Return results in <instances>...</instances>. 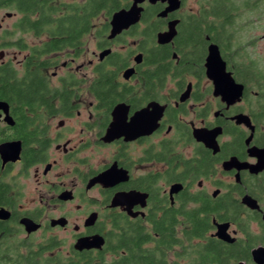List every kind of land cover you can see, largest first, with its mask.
I'll return each instance as SVG.
<instances>
[{"label":"flooded vegetation","instance_id":"obj_1","mask_svg":"<svg viewBox=\"0 0 264 264\" xmlns=\"http://www.w3.org/2000/svg\"><path fill=\"white\" fill-rule=\"evenodd\" d=\"M40 1L60 9L54 26L71 17L72 29L22 28L21 0H0V76L43 82L30 109L0 101L13 122L0 110V145L21 147L15 162L3 165L0 156V264H71L84 257L107 264L124 253L122 237L158 239L159 226L177 240L175 254L217 242L237 246L236 264H255L251 252L264 248V77L241 82L245 45H228L229 38L205 28L199 51L194 22L201 14L183 12L186 0L166 14L167 2L139 4L138 22L112 38V16L133 0H118L110 15L99 11L87 32L83 9L93 0ZM87 40L96 49L89 59ZM51 43L55 49L46 50ZM211 45L224 74L242 86L231 103L214 94L207 74ZM156 69L163 75L152 77ZM32 73L38 76H26ZM109 73L114 91L105 93L95 84ZM21 110L34 119L24 125L26 144L16 134ZM233 202L241 211L230 219L214 213L228 214ZM196 222L207 228L189 237ZM223 223L234 242L215 236Z\"/></svg>","mask_w":264,"mask_h":264},{"label":"trees","instance_id":"obj_2","mask_svg":"<svg viewBox=\"0 0 264 264\" xmlns=\"http://www.w3.org/2000/svg\"><path fill=\"white\" fill-rule=\"evenodd\" d=\"M251 3L247 0L240 3L235 0H205L200 3L199 12L201 17L199 20L194 22V27L199 30L196 38H198V49L200 51L201 45L203 44L200 37L204 33L203 29L206 28L205 32H212L214 37L217 34L220 36L229 38L228 45L236 44L235 40V24L236 18L239 15L240 11H246L251 9ZM255 4V3H253ZM120 7L118 0H93L87 3L83 9V31L87 32L90 27V19L95 16L99 11H106L110 15L114 10H117ZM18 10L25 14L21 26L22 28H27L29 30H38L39 28H64L68 26L72 29L73 23H71L72 18L63 17L59 20V25L52 24V15H56L60 9L57 7L50 8V4L40 0H21L18 4ZM36 11L40 13L39 19L33 21L30 19L32 14ZM68 23V25H66ZM76 24V23H75ZM228 29V31H226ZM221 30L220 32H217ZM209 34V33H208ZM234 41V42H233ZM66 41H61L60 43H65ZM238 42V41H237ZM59 43V42H58ZM239 43V42H238ZM56 43H51L48 45L46 50L55 49ZM191 46L193 44L191 43ZM245 53L240 57L241 64L244 66V73L240 75V80L246 85L254 83L255 78L258 76L264 77V66L261 65L260 58H252L247 49ZM27 68V66H26ZM158 69V68H157ZM156 69V70H157ZM162 69V68H161ZM152 71V77H160L163 73L159 71ZM0 76V101L4 100L8 103H11L22 108H31L32 99L34 96L42 97L39 94V90L33 93V90L38 86H42V81H30L27 78H23L18 81H10L8 79L9 74H1ZM109 75V77H108ZM28 77H37V73H32L26 75ZM111 73L107 74L101 83H96L95 86H100V91L105 93L113 92L114 88L112 85V79L110 78ZM113 76V75H112ZM41 92V90H40ZM33 96V97H32ZM17 123L18 125H23L17 129L16 134L17 138L27 143L30 132L26 130L24 125H29L34 122V119L29 118V115H25L24 111H19L17 113ZM0 187H5L3 184H0ZM237 202L230 204L229 212L226 214L218 215V211L214 213L219 216L221 219H227L233 215H236L241 211L238 205H235ZM217 206H220L219 204ZM219 208V207H218ZM206 226L203 223L196 222L194 229L188 235L189 237L200 238L202 233L205 232ZM170 228L165 226H159L154 229L155 233L158 234V239L151 236L150 238H142L141 235L137 238H128V236L122 237L120 240L119 250H123L124 253L118 254L116 261H112L107 264H206V263H218V264H236L238 261L242 260V257L239 256V250L237 246H231L224 248V246L217 242H212L207 246L196 247L189 246L185 253L175 254L174 247L177 244V240L172 238L171 233L169 234ZM153 231V232H154ZM224 248V249H223ZM222 249L225 250V253H222ZM172 254V255H171ZM92 261V260H91ZM91 261L87 258H81L76 260L75 263L82 264H91Z\"/></svg>","mask_w":264,"mask_h":264},{"label":"water","instance_id":"obj_3","mask_svg":"<svg viewBox=\"0 0 264 264\" xmlns=\"http://www.w3.org/2000/svg\"><path fill=\"white\" fill-rule=\"evenodd\" d=\"M148 1L151 4H154L158 1L167 2L168 7L165 9L163 14L167 12H173L179 9L180 0H133V4L128 10H120L116 12L111 19V32L110 38L114 37L116 34L120 33L123 29L130 27L131 25L138 22L142 8H139L138 5L143 2ZM107 54V53H106ZM207 74L209 77L214 79V94L216 96L221 95L225 101L228 103L233 102V100L240 96L242 92V86L236 85L229 74H224V63L221 61L218 54L217 47L211 45L209 47V55L206 60ZM215 72H219L220 75H216ZM214 74V75H213ZM237 99V98H236ZM0 110L5 114V122L12 124V119L8 115V106L6 103L0 102ZM244 118V117H243ZM241 118L246 123L248 120L246 118ZM249 123V122H248ZM111 133V130H108V134ZM21 151L20 143H5L0 145V156L3 162V165L7 162H15L19 159V154ZM100 179V178H99ZM109 178H107L108 180ZM106 180V181H107ZM101 181V180H99ZM243 203L246 204L251 209H258L257 203L252 200L250 197H245ZM2 213L0 212V218H2ZM25 225L31 228L32 223L25 221ZM29 223V224H28ZM229 224L223 223L217 225V231L215 236L227 243H232L235 241V238L228 233ZM252 261L255 264H264V248L258 247L251 252ZM238 264H243L242 262Z\"/></svg>","mask_w":264,"mask_h":264},{"label":"rangeland","instance_id":"obj_4","mask_svg":"<svg viewBox=\"0 0 264 264\" xmlns=\"http://www.w3.org/2000/svg\"><path fill=\"white\" fill-rule=\"evenodd\" d=\"M205 0H186L185 5L182 8V11L185 12H198L201 2ZM237 2H244V0H235ZM251 3V9L246 11H240L239 15L236 18L235 26V40L239 44L245 45V49L250 53L252 58H260L261 64L264 63V0H247ZM255 3V4H253ZM104 21V16H101V19H98L99 24ZM13 21H9L11 24ZM25 41L31 42V44L36 43L33 38H25ZM236 41V43H238ZM240 44V45H241ZM87 57L90 58V53L95 49L90 40H87ZM107 151V150H105ZM105 151H101V154L94 153L96 157L92 158V161H97ZM103 152V153H102ZM108 155V153H107ZM72 176L70 174L69 179H65L66 182H71ZM27 186H32L31 176L27 179Z\"/></svg>","mask_w":264,"mask_h":264}]
</instances>
